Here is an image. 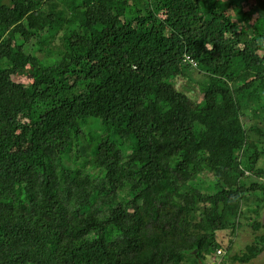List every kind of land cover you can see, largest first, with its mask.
Wrapping results in <instances>:
<instances>
[{"label": "trees", "instance_id": "obj_1", "mask_svg": "<svg viewBox=\"0 0 264 264\" xmlns=\"http://www.w3.org/2000/svg\"><path fill=\"white\" fill-rule=\"evenodd\" d=\"M262 159L264 0H0V264L249 262Z\"/></svg>", "mask_w": 264, "mask_h": 264}, {"label": "rangeland", "instance_id": "obj_2", "mask_svg": "<svg viewBox=\"0 0 264 264\" xmlns=\"http://www.w3.org/2000/svg\"><path fill=\"white\" fill-rule=\"evenodd\" d=\"M193 78L195 82H185V83H180L182 86L196 91V79L200 78V75L197 74H193ZM180 85V86H181ZM264 161V159H262L259 164L261 165V163ZM259 165V166H260ZM264 166V165H262ZM251 216V214H250ZM257 220H259V222H261L262 224H264V207L259 211V215L256 216ZM254 229L252 227H250L247 223L244 224L243 228H241L237 234V232L235 234H231L230 231H221L218 233V239L220 241H223L222 243H225V245L227 244H232V249L233 251L236 252H241L244 250V247L246 244L250 243L251 239H252V235H253V231ZM261 233L264 232V230L262 229L260 231ZM260 232H258V235L260 234ZM237 234V236H236ZM225 250V249H223ZM232 251L228 252L227 255H224L223 257H218L215 264H264V252H262L261 254H259L256 258L252 259L249 262H239L234 260V258H232Z\"/></svg>", "mask_w": 264, "mask_h": 264}, {"label": "built area", "instance_id": "obj_3", "mask_svg": "<svg viewBox=\"0 0 264 264\" xmlns=\"http://www.w3.org/2000/svg\"><path fill=\"white\" fill-rule=\"evenodd\" d=\"M217 253H218V254H221V251H218Z\"/></svg>", "mask_w": 264, "mask_h": 264}]
</instances>
